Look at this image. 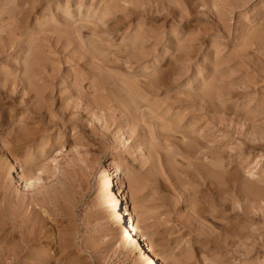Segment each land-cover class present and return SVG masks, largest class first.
Instances as JSON below:
<instances>
[{
  "label": "rangeland",
  "instance_id": "1",
  "mask_svg": "<svg viewBox=\"0 0 264 264\" xmlns=\"http://www.w3.org/2000/svg\"><path fill=\"white\" fill-rule=\"evenodd\" d=\"M37 93L34 141L0 156L6 264L34 208L49 264H140L111 248L114 168L162 264H264V0H0V98Z\"/></svg>",
  "mask_w": 264,
  "mask_h": 264
},
{
  "label": "bare ground",
  "instance_id": "2",
  "mask_svg": "<svg viewBox=\"0 0 264 264\" xmlns=\"http://www.w3.org/2000/svg\"><path fill=\"white\" fill-rule=\"evenodd\" d=\"M45 1V0H44ZM49 2V1H48ZM50 4V3H49ZM227 7V6H226ZM157 8V7H156ZM225 8V7H224ZM86 14V13H85ZM86 16V15H85ZM94 16V15H93ZM77 21V20H76ZM161 22V21H160ZM69 23V22H68ZM129 23V22H128ZM134 24V23H133ZM190 28V27H189ZM107 29V28H106ZM151 30V29H150ZM85 31V30H84ZM77 32V31H76ZM79 34V33H77ZM7 35V32H6ZM77 36V35H76ZM81 36V35H80ZM84 36V35H83ZM79 37V36H78ZM85 38V37H84ZM70 40V39H69ZM69 40L67 42H69ZM77 40H79L77 38ZM85 40V39H84ZM91 41V40H90ZM251 41V40H250ZM16 41H13V43H15ZM66 42V44H68ZM80 42V41H79ZM17 43V42H16ZM15 43V44H16ZM14 44V46H15ZM4 46V45H3ZM70 46V44L68 45ZM2 48V47H1ZM81 48V47H80ZM89 48V47H88ZM83 49V48H82ZM237 49V48H236ZM66 51V50H65ZM103 51V50H102ZM148 51V50H147ZM85 53V52H84ZM238 54V53H237ZM165 55V54H164ZM84 56V55H83ZM88 57V56H87ZM86 58V57H85ZM85 61V60H84ZM179 64V63H178ZM28 67L26 68V71L28 73L33 72L32 71V66L30 64H28ZM33 65V64H32ZM74 66V65H73ZM170 66V65H169ZM199 71V70H198ZM158 74V73H157ZM208 74V73H207ZM101 75V74H100ZM205 78V77H204ZM111 80V79H110ZM17 83L18 82H14V84L17 87ZM25 83V82H24ZM23 82H21V85L23 87V89H27L28 88V84H24ZM30 83V82H29ZM20 84V83H19ZM134 84V83H133ZM20 86V85H18ZM79 86V85H78ZM125 88V87H124ZM17 89V88H16ZM13 88V90H16ZM30 90V86L28 88ZM12 90V91H13ZM131 90V89H130ZM7 91V90H6ZM130 92V95L132 97L136 96L137 94L136 91H134L133 89ZM2 93V92H1ZM6 93V92H5ZM3 94V93H2ZM24 94V93H23ZM78 94V93H77ZM89 94V93H88ZM42 94H36L34 96H32V99H35L38 102V105L34 106L33 101L30 100L31 97L27 98L25 100V104H31L29 108L25 109L22 108V106H18L16 107V105L13 103V100L15 98H17V96L14 95H9L8 98H6L7 103L10 102V105L3 104L2 100L3 98H0V156L3 152H6L7 154H10L9 156H16V152L18 154V149H24L26 148V145L29 143H32L34 141V129L32 127L29 126L30 121L33 117L35 118V116L38 115V117L43 118L46 114V107L44 106V96H41ZM128 95V94H127ZM21 96V95H20ZM137 98V97H136ZM9 99V100H8ZM118 101V100H117ZM203 101V100H202ZM32 102V103H31ZM46 102V101H45ZM135 103V102H134ZM211 103V102H210ZM22 105V104H21ZM118 107V106H117ZM10 110V116H9V120L8 122H6L4 116H6L7 114V110ZM27 110L29 113H32L34 116L32 118H29L27 120H23V118L21 117V112L19 113V111H24ZM117 111V110H115ZM15 112V113H14ZM134 112V111H133ZM9 113V112H8ZM63 117V116H62ZM126 118V117H125ZM23 120V121H22ZM33 120V119H32ZM169 121V120H168ZM52 122V121H50ZM89 122V121H88ZM197 122V121H196ZM248 122V121H247ZM57 125V124H56ZM52 130V129H51ZM35 144V143H33ZM32 144V145H33ZM29 147V146H28ZM22 149V150H23ZM60 150V149H59ZM3 151V152H2ZM43 151V149H42ZM55 151V150H54ZM31 152V151H30ZM31 153H34L33 151ZM12 154V155H11ZM25 154V153H24ZM33 155V154H32ZM31 155V156H32ZM27 156V154H26ZM13 158L12 160L16 163L17 159ZM1 161V159H0ZM47 161V160H46ZM45 162V160L43 161ZM35 163L29 162L24 163L23 167H24V174L26 176V182H28L27 179L28 176L29 178L31 177V179H37L39 182L40 180H43L41 178H37L36 177V171H40L41 169L36 170V165H34ZM116 162H110L108 166H112V165H116ZM1 165V164H0ZM229 167V166H227ZM1 168V167H0ZM217 170V169H216ZM219 171V170H218ZM46 173V172H45ZM44 173V174H45ZM113 174V183L112 186H114L116 188V190L114 191L113 189V204H114V211L116 214V218L118 220V224H119V228H118V234H119V239L118 241L121 242L120 244V248H117L114 250L115 246H111V248L113 249V251L115 253H117V255L119 256V254L122 253V250L126 249L128 250V252H135L138 254V259H139V263L140 264H162V262H160L158 260V258L156 259V257L151 253L150 247L148 245L147 242V238L145 236H141L140 235V229H139V224L137 221V216H136V210L133 206H131L129 204V201L126 197V186L124 184L121 172L115 170H113L112 172ZM54 175V174H53ZM38 176V175H37ZM46 176V175H45ZM200 177V176H199ZM201 178V177H200ZM32 182V181H31ZM207 183V182H206ZM28 184V183H27ZM26 184V186H27ZM46 184V183H45ZM44 184V185H45ZM30 185V184H29ZM2 185L0 184V189L4 190V187H1ZM36 188L38 186H35ZM35 188V189H36ZM39 189V188H37ZM35 191V190H34ZM2 194V193H1ZM128 196V195H127ZM7 198L6 193L3 196V201ZM223 198V197H222ZM8 199V198H7ZM10 199V198H9ZM220 199V198H219ZM22 200V199H21ZM9 201V200H8ZM11 202V201H9ZM8 203V202H7ZM35 202H33L34 205ZM2 204V203H1ZM32 204V203H31ZM139 204V203H138ZM10 205V204H9ZM23 205V202L21 203V206ZM36 205V204H35ZM32 206L33 207H35ZM24 206V205H23ZM15 207V206H14ZM29 207V206H28ZM12 208V207H11ZM38 208V207H37ZM4 211V210H3ZM12 212V211H11ZM24 213V212H22ZM40 213V212H39ZM43 213V212H42ZM1 214V212H0ZM8 214V213H7ZM6 214V215H7ZM29 214V213H28ZM37 212L35 211V208L32 209L31 213L29 215H20L21 216V222L20 225H18V229H16V233L19 239V242L21 244V246H19V248H22V251L19 252L20 254L17 253V255H14L15 259L17 260L18 263L16 264H49L50 262V256L49 254L44 255V253L42 252V250H38L37 252L34 251L35 247L38 246V244H40L41 241V235L43 233V223H44V219L42 217V215L37 216ZM2 218V217H1ZM37 218V219H36ZM75 222V221H74ZM67 223V222H66ZM19 224V223H18ZM65 225V224H64ZM215 230V229H214ZM51 231H53L51 229ZM76 234V233H75ZM93 234V233H92ZM109 235V234H108ZM2 236V235H1ZM57 236V235H54ZM62 236V235H61ZM50 237V236H49ZM53 237V236H52ZM240 237V236H239ZM241 238V237H240ZM54 239V238H53ZM60 239V243L59 246L57 247V251H63L62 248V244L61 242H63V239ZM53 241V240H52ZM46 242V241H45ZM68 242V241H67ZM86 242V241H85ZM57 243V242H56ZM241 243V242H240ZM3 244V243H2ZM19 244V245H20ZM42 244V243H41ZM70 245V243L68 242L66 244ZM15 245V244H14ZM41 247V246H40ZM34 248V249H32ZM37 248V247H36ZM62 248V249H61ZM60 249V250H59ZM11 250V249H10ZM20 250V249H19ZM44 251V250H43ZM67 251V250H66ZM12 252V251H11ZM14 252V251H13ZM60 253V252H59ZM63 253V252H62ZM61 253V254H62ZM16 254V253H15ZM5 255V254H4ZM25 257L23 260H20V258L22 259L23 257ZM56 255V254H55ZM63 255V254H62ZM168 255V254H167ZM166 255V256H167ZM10 256V254H9ZM170 256V255H169ZM6 259V258H5ZM10 259V258H9ZM50 259V260H48ZM137 259V260H138ZM161 260V259H160ZM172 263V262H171ZM0 264H6L4 259H3V255L2 252H0Z\"/></svg>",
  "mask_w": 264,
  "mask_h": 264
}]
</instances>
